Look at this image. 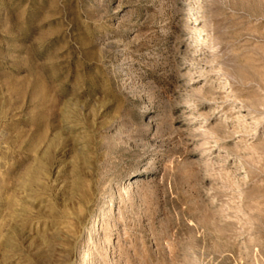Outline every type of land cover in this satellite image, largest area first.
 Segmentation results:
<instances>
[{
    "label": "rangeland",
    "instance_id": "rangeland-1",
    "mask_svg": "<svg viewBox=\"0 0 264 264\" xmlns=\"http://www.w3.org/2000/svg\"><path fill=\"white\" fill-rule=\"evenodd\" d=\"M0 264H264V0H0Z\"/></svg>",
    "mask_w": 264,
    "mask_h": 264
},
{
    "label": "bare ground",
    "instance_id": "bare-ground-1",
    "mask_svg": "<svg viewBox=\"0 0 264 264\" xmlns=\"http://www.w3.org/2000/svg\"><path fill=\"white\" fill-rule=\"evenodd\" d=\"M128 188V187H127ZM90 243V242H89ZM85 245H87V244H85ZM88 246V245H87Z\"/></svg>",
    "mask_w": 264,
    "mask_h": 264
}]
</instances>
